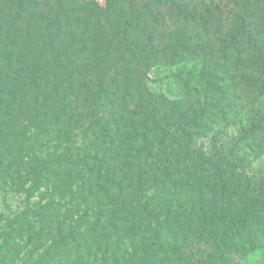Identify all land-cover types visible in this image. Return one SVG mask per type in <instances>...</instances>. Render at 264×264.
<instances>
[{"label": "trees", "instance_id": "obj_1", "mask_svg": "<svg viewBox=\"0 0 264 264\" xmlns=\"http://www.w3.org/2000/svg\"><path fill=\"white\" fill-rule=\"evenodd\" d=\"M263 153L264 0H0V264L264 260Z\"/></svg>", "mask_w": 264, "mask_h": 264}, {"label": "rangeland", "instance_id": "obj_2", "mask_svg": "<svg viewBox=\"0 0 264 264\" xmlns=\"http://www.w3.org/2000/svg\"><path fill=\"white\" fill-rule=\"evenodd\" d=\"M25 118V113H22ZM238 126H231L228 128V132L231 134L237 133ZM258 164V165H257ZM256 166L264 167V153L260 156V158L256 161ZM18 197L7 195L6 197L3 194H0V210L5 212H15L18 211ZM13 216V215H12ZM238 264H264V260L262 259L260 253H252L247 257H243L239 259Z\"/></svg>", "mask_w": 264, "mask_h": 264}]
</instances>
